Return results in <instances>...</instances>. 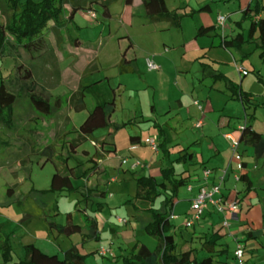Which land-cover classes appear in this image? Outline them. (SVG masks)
<instances>
[{
	"label": "rangeland",
	"instance_id": "374dc122",
	"mask_svg": "<svg viewBox=\"0 0 264 264\" xmlns=\"http://www.w3.org/2000/svg\"><path fill=\"white\" fill-rule=\"evenodd\" d=\"M257 1L262 0H167L169 11L186 15L178 30L167 22L150 23L143 17L140 0H134L131 6L125 5L124 0H67L66 20L74 7L80 8L75 11L74 21L60 30L50 24L45 34L48 42L45 52L30 55L7 47L0 54V84L19 75L21 82L7 83L16 94L23 82L51 103L60 99L59 110L43 116L21 92L13 123L0 121V264H27L24 248L31 242L41 251L59 256L77 246L82 255H88L86 264H123V257L129 256L137 239H124L121 234L125 228L117 220L133 221L137 208L157 207V202L134 200L136 179L167 164L160 148L155 153L149 146L139 144L131 151V136H139L142 143L154 139L158 146L165 142L178 173L184 170V165L176 160L187 152L194 153L193 170L198 174L203 163L208 167L216 164L220 169L228 167L232 151L225 135L237 137L247 119L264 136V49L248 41L249 23L239 24L246 6ZM205 5L210 10L197 12ZM89 12L96 18L91 19ZM218 17L226 18L223 29L219 28ZM0 22L5 23L1 9ZM123 59L133 67L132 74L119 73L118 64ZM148 60L159 69L149 70ZM238 67L244 72L239 73ZM80 87H86L85 108L76 112L71 97ZM231 87L250 95L249 104H243ZM113 98L117 106L111 120L120 129L110 139L117 154L106 158L99 145L108 135L103 130L94 133V142L86 140L72 152L70 144L80 138L77 129L87 115L95 106ZM199 122L201 126L196 128ZM45 147H52L53 160L40 154ZM241 150L252 173L255 197L251 201L257 206L260 200L264 202V165L259 162L255 168L252 149L241 147ZM95 152L101 156L100 163L104 162L109 179L115 182L103 187L111 197L98 198L94 194L87 212L91 211V205L95 210L98 203L108 204L99 216L102 221H111L109 227L102 230L99 241H89L83 246L80 235L67 238L53 232L49 236L47 214L58 212L55 222L61 225L65 224L67 213L74 214L76 222H84L80 221L82 212L77 205L81 200L79 194L49 192L53 174L74 167L82 175L91 168L89 159ZM128 157L140 166L134 171L123 166L118 171L119 161ZM236 166L233 163L234 175L231 170L225 184L236 192H244L245 185L235 181ZM190 185L196 187L194 183ZM88 186L96 189V178ZM32 190L46 191L42 199L50 208L39 207L29 197ZM194 193L188 191L187 185L180 189L170 234L175 238L177 253L196 249L204 257L207 254L200 250L202 234L211 232L213 227L203 223V218L194 228L187 227L188 218L196 214L189 201ZM212 216L217 228L222 215L213 212ZM231 225L236 227L235 222ZM136 236L151 248L156 246V241L142 231ZM102 249L109 252L107 256L100 255ZM234 250L232 242L229 259L232 264ZM256 264H264V250Z\"/></svg>",
	"mask_w": 264,
	"mask_h": 264
},
{
	"label": "trees",
	"instance_id": "16d2710c",
	"mask_svg": "<svg viewBox=\"0 0 264 264\" xmlns=\"http://www.w3.org/2000/svg\"><path fill=\"white\" fill-rule=\"evenodd\" d=\"M140 2L143 17L147 18L150 23L167 22L170 27L180 29L181 20L186 15L179 14L177 11H169L167 0H140ZM124 3L127 6H131L133 0H124ZM66 4L67 0H0V9L5 16V23L0 22V54L3 55L7 47L21 49L30 55L45 52L48 47L45 34L50 24L55 30H60L74 21L75 11L80 8L74 7L66 20L64 18V7ZM204 10H210V6L205 5L198 9L197 12L200 13ZM245 22L249 23L247 30L248 41L254 42L258 48L264 49V0L261 2L257 1L253 6L250 4L243 11L239 24H244ZM221 45L227 47L224 43ZM263 55L264 52L262 53ZM118 69L121 75L134 72L133 67L126 63L124 59L119 62ZM17 79L20 81L19 76ZM85 89L86 87H80L71 97V104L76 112H80L85 108ZM26 90L29 93V101L32 108L39 114L50 116L55 110L60 108V99H56L51 103L47 98L37 94L30 85H27ZM232 90L238 95L243 104H249L251 101L250 95L238 93L234 87ZM17 100L18 96L8 87L6 81H2L0 84V121L12 124L13 109L18 102ZM116 106L115 98L95 106L78 127L77 132L80 138L70 144V150L76 152L77 148L86 140L94 142V133L103 130L108 132V135L99 142L101 149L106 156L117 154L115 147H111L114 146V143L109 141L111 135L120 129V127H116L111 122V118L116 112ZM249 120L251 119L249 118ZM238 137L242 147L251 148L254 158L257 161L262 160L264 162V136L262 134L255 131L246 122L242 126ZM129 141L132 146L142 144L139 136H131ZM158 148L162 149L164 159L169 165L161 170V181L151 176L137 178V191L134 198L135 201H145L151 204L158 203L157 207L145 210L148 219L141 221L140 225L142 232L156 241V247L154 250H150L146 245L136 243L129 256L123 257V264H216V258L219 264H232L228 262L230 250L222 242L223 237L219 231L208 232L203 237L200 250L206 253L207 256L200 257L196 249L183 250L180 253L176 252V241L174 236L170 234L173 227L170 219L179 191L183 186L188 185L189 178L183 177L182 173L177 172L174 162L170 159V152L165 149V142L160 144ZM40 154L45 156L47 160H53L54 151L52 147H45ZM66 160L64 161L65 166L68 162ZM100 160H102L101 156L98 152H95L89 161L92 167L83 176L96 175L99 186L106 187L109 180L106 170L100 165ZM176 161L179 165H185L193 161V154L187 152ZM244 169H246L245 163ZM74 170V167L68 168L67 172L57 170L51 178L49 192L60 194L77 193L81 196V200L77 205L83 204V202L87 205L92 202L94 194L98 198L106 197L107 192L105 190L90 189L86 185L82 188H76L73 184V179H75ZM240 179V182L245 185L244 192L248 195L253 187L251 176L244 170ZM45 193L46 191L32 190L29 194V197L34 199L38 206L44 210L46 209V203L42 198ZM98 206L100 207L102 204L98 203ZM58 214L56 212L53 215L47 214L45 216L49 236L53 232L65 237L80 234L83 244L89 241H98V225L95 219L84 215L85 227L88 228L89 232L85 234L83 233V227L74 222L71 213L66 214L64 225L57 224L55 216ZM256 238L252 236V233H249L247 234L246 242ZM24 252L27 264H86L88 256L82 255L76 246L64 251L61 256L46 254L34 244L26 245Z\"/></svg>",
	"mask_w": 264,
	"mask_h": 264
},
{
	"label": "crops",
	"instance_id": "0c3cea01",
	"mask_svg": "<svg viewBox=\"0 0 264 264\" xmlns=\"http://www.w3.org/2000/svg\"><path fill=\"white\" fill-rule=\"evenodd\" d=\"M133 2H134V0H133ZM140 4H141V2H140ZM252 4V3H251ZM250 4H248V6H249ZM248 6H246V8L248 7ZM245 8V9H246ZM244 9V10H245ZM243 10V11H244ZM243 13V12H242ZM18 76L19 75H15L14 77H8L7 78V81H6V83H8V82H10V80H12L13 82L15 81V80H17V81H19L17 78H18ZM20 78V77H19ZM6 80V79H5ZM19 82H21V80L19 81ZM12 83V82H11ZM22 84H23V86H22V88L21 89H19L18 90V94H16L15 92H14V90H13V92L18 96V100H19V97H21L22 95H21V92L28 98V101H29V93L27 92V90H26V87H27V83L25 84V83H23L22 82ZM14 85V84H13ZM9 87V86H8ZM17 100V101H18ZM50 101V100H49ZM55 101V100H54ZM51 102V101H50ZM18 103V102H17ZM16 103V104H17ZM29 103H30V101H29ZM31 105V104H30ZM15 109H16V105L14 106V109H13V113L15 114ZM59 110V109H58ZM113 117V116H112ZM112 119V118H111ZM13 121H14V116H13ZM13 121H12V123H13ZM111 122H112V120H111ZM247 123L249 124V125H251V120H249L248 121V119H247ZM252 126V125H251ZM227 135V134H226ZM239 136V135H238ZM237 136V137H238ZM226 138V137H225ZM227 139V138H226ZM109 141H111V142H113L111 139H109ZM114 143V142H113ZM142 145H145V143H142ZM111 147H115V143H114V146H111ZM132 147H134V146H132ZM131 147V148H132ZM136 147V146H135ZM248 148V147H247ZM115 149H116V147H115ZM117 150V149H116ZM131 150V149H130ZM133 151H135V150H133ZM187 151H189V150H187ZM189 153V152H188ZM193 154V161L192 162H188L187 164H185L184 165V170L182 171V172H179V173H182V175H183V177H188L189 178V181H188V191L189 192H191V193H194V195L190 198V203H191V201H192V199L196 196V194H197V192H198V190H199V188L204 184L203 183V180H202V178H203V170L204 169H206V168H210V169H213V170H215L216 172H217V174H219V172L221 171V170H225V169H228V174H227V177H226V181H225V183L227 182V180H228V176H229V172L232 170V173H233V175H234V170L232 169V165H233V163L232 162H230V164L228 165V167L227 168H225V169H220V168H217V166H216V164L215 165H213V166H207L205 163H203L202 165H201V174H198V172H196V171H194L193 169H194V167H195V162H194V153H192ZM116 155V154H115ZM115 155H113V156H115ZM109 156H111V155H109ZM108 156H106V158H107ZM130 157H132V156H130ZM130 157H128V158H130ZM252 157H253V160H254V163H255V168L257 167V165H258V163L259 162H261L263 165H264V162L262 161V160H259V161H257L255 158H254V155H253V150H252ZM90 160V159H89ZM245 164H246V169H245V171L247 172V173H249V175L251 176V172H249L248 171V163L247 162H244ZM80 164H82V163H80ZM100 165H102V167L106 170L107 168L104 166V162H103V164H101L100 163ZM166 166H164L163 168H165V167H168V163L167 164H165ZM124 165H121V160L119 161V164H118V168H117V170L118 171H120V169H121V167H123ZM187 166H189L190 168H188L187 169ZM92 167V166H91ZM124 167H128V166H124ZM163 168H155V169H152V170H150L149 172H148V174H147V176H151V177H153V178H155L156 180H158V181H161V170L163 169ZM192 168V169H191ZM128 169L129 170H131L129 167H128ZM136 170V169H135ZM87 170H85V172H86ZM131 171H134V170H131ZM84 172V173H85ZM83 173V174H84ZM83 174L82 175H80V174H78V170H74V175H75V179H73V184H74V186L76 187V188H78V187H80V188H82V187H84L85 185L89 188V182H91V180H93V178H96V189L97 190H103V187L104 186H99V183H98V177L96 176V175H92V176H90V177H88V179H83ZM106 174H107V172H106ZM80 175V176H79ZM201 175V176H200ZM83 176V177H82ZM107 177H108V185L106 186V187H108L109 186V184L110 183H113V182H115V180L114 179H109V176H108V174H107ZM79 178H80V181H78L79 180ZM81 178H82V180H81ZM251 180H252V177H251ZM77 181V182H76ZM84 181H85V184H83L84 183ZM253 181V180H252ZM191 183H194L195 185H196V187L195 188H193V187H191ZM224 183V185H223V193H224V195H225V197L228 199V200H233L237 195L239 196V199L241 200V209H240V211L238 212V214H237V216H236V218L234 219V221H233V223L235 222L236 223V227L234 228V226H232V232H233V234L235 233H238V234H236V236L238 237V238H240V239H242V240H244L245 241V243H246V245H247V250H246V254H245V259H246V262H247V264H256V262H257V259H258V257L260 256V254H261V251L262 250H264V243H263V240H264V222H263V215H264V202H262V200H260V204H258L257 206H254L253 204H252V201H251V199L252 198H254L255 197V195H254V193H253V191H251L248 195L245 193V192H236V190L234 189V187L233 188H231V187H227L226 186V184ZM241 183V182H240ZM105 187V188H106ZM189 188H191V190H189ZM106 192H107V190H105ZM245 191V190H244ZM107 195H108V192H107ZM107 195H106V197H107ZM109 197H111V195H108ZM105 197V198H106ZM80 201V200H79ZM91 203V202H90ZM90 203H88L87 205H86V208H83V205L82 204H79L78 206L80 207L79 208V211L80 212H82V217H83V219H82V217H81V220L80 221H82V220H84V222H76V220H75V216H74V214H72V216H73V220H74V222L76 223V224H78V225H80V226H82L83 227V233H89L88 232V228L87 227H85L86 225H85V218H84V215H87V216H90V217H92L93 219H95L96 221H97V225H98V241L100 240V237H101V233H102V230H105V229H107L108 227H109V224L111 223V221L109 220V221H106V220H101L100 219V216H99V213H100V211L105 207V205H107L108 206V204H104V203H99V204H102V206H100V207H98L97 209H92L94 206H92L91 205V211L90 212H87V209L89 208V204ZM175 204H176V201H175ZM85 205V204H84ZM48 207L50 208V204L49 203H46V209H48ZM174 207H175V205H174ZM45 209V210H46ZM149 209V208H148ZM145 210H147V209H136V211H135V213H134V215L132 216V218H133V221H131V220H127V222H126V224L124 225V224H122V223H120V221H119V219L117 220V223L119 224V225H121L123 228H125V230H123L122 231V237L124 238V239H126V240H128V239H133V238H136L137 239V241H136V243H140V244H144V245H146L150 250H154V248L156 247H153V248H151L150 246H148V244H146V243H144V242H142L141 240H139L138 238H137V233H139V231H142L141 229H140V225H141V221H145V220H147L148 219V215H147V213L145 212ZM84 211H85V213H84ZM213 211L212 210H210V211H208L205 215H204V217H203V219L204 220H202L203 221V223L204 222H206L207 224H209V225H211L212 227H213V230L212 231H219V233H220V235L223 237L222 238V242L224 243V244H226L227 246H228V248H229V250H230V243H232L233 241H232V239H230V238H228L227 236H226V234H227V230H225V229H222L221 228V222H220V224H217V228H214L215 227V225H214V222H212L213 220H212V218H213ZM172 216H173V214H172ZM172 216H171V218H172ZM170 221H171V219H170ZM201 221V222H202ZM171 223H172V221H171ZM202 223V224H203ZM59 225H61V224H59ZM173 225V224H172ZM195 226V225H194ZM194 226L192 227V228H194ZM225 231V232H224ZM222 232H224V234L222 233ZM249 233H252V236L254 237H257L255 240H249V241H247L246 242V237H247V234H249ZM57 234V233H56ZM59 235V234H58ZM76 235H80V234H76ZM204 235L205 234H202V236L204 237ZM60 236H63V235H60ZM74 236V235H73ZM81 236V235H80ZM72 237V236H71ZM71 237H67V238H71ZM226 239V240H225ZM136 243H134L131 247H134V245L136 244ZM28 244H34V243H28ZM27 244V245H28ZM86 244V243H85ZM85 244H83V241H82V246L83 245H85ZM235 244V243H234ZM35 245V244H34ZM36 246V245H35ZM77 247V246H76ZM38 248V247H37ZM78 248V247H77ZM78 250H79V248H78ZM42 252H44V251H42ZM44 253H46V252H44ZM93 253V252H92ZM46 254H48V253H46ZM49 255H59V254H49ZM125 257V256H124ZM228 262H229V260H228Z\"/></svg>",
	"mask_w": 264,
	"mask_h": 264
},
{
	"label": "built area",
	"instance_id": "2783aa9c",
	"mask_svg": "<svg viewBox=\"0 0 264 264\" xmlns=\"http://www.w3.org/2000/svg\"><path fill=\"white\" fill-rule=\"evenodd\" d=\"M91 19H95L96 15L89 12ZM219 28L223 29L226 22V18L218 17ZM148 68L151 71H156L159 68L151 61H147ZM239 73L244 71L241 68H237ZM195 105L201 109L199 103L195 102ZM201 126V122L196 125V128ZM242 127L239 128V131ZM225 137L230 141V149L232 151V163H236L235 169V181L239 183L241 181V175L244 172V161L242 157L241 143L239 137H233L231 134L225 135ZM145 145L149 146L150 149L157 153L159 151L157 142L154 139H149L145 142ZM136 150V147H132L131 151ZM121 165L128 166L131 170L137 169L140 164L133 158H123L121 159ZM228 174V169L221 170L219 174L213 169L206 168L203 170V185L199 188L196 196L191 201V209L196 212L194 218H188L187 227H193L196 222L201 221L204 215L212 210L214 213L222 215L221 228L227 230L226 236L235 243L234 250V264H247L245 261V254L247 250V245L244 240L238 238L236 234L232 232L231 222L234 221L238 212L241 209V200L237 195L233 200H228L223 193V185L226 181ZM191 190V188H189ZM232 220V221H231ZM120 223L126 224L125 220L119 219ZM109 252L102 249L100 250V255L105 257Z\"/></svg>",
	"mask_w": 264,
	"mask_h": 264
}]
</instances>
